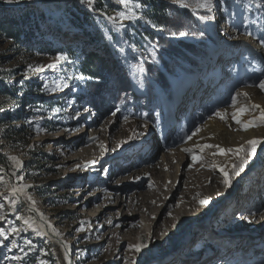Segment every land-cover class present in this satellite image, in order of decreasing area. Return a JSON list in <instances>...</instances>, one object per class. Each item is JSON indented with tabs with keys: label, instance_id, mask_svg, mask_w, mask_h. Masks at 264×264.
Wrapping results in <instances>:
<instances>
[{
	"label": "rangeland",
	"instance_id": "374dc122",
	"mask_svg": "<svg viewBox=\"0 0 264 264\" xmlns=\"http://www.w3.org/2000/svg\"><path fill=\"white\" fill-rule=\"evenodd\" d=\"M159 1L187 11L169 16L168 41L180 47L161 61L154 41L130 28L164 35L146 7H134L142 0H132L131 11L119 0H0V24L41 12L32 46L0 30V83L16 89L15 97L0 94V131L15 133L10 145L0 138L2 164L34 180L74 264H264V143L229 188L219 169L231 171L237 156L203 147L213 145L203 136L214 119L243 131L232 119L238 106L248 109L245 123L259 116L250 105L264 107V0H212V12L199 7L203 0H185L187 8ZM45 43L58 51H42ZM82 51L96 52L108 68L83 75ZM59 55L69 59L57 62ZM249 128L259 131L250 139L264 141V125ZM204 197L211 202L202 207ZM190 211L197 213L184 215ZM4 212L0 264H56L37 221L14 225ZM140 243L147 247L130 250Z\"/></svg>",
	"mask_w": 264,
	"mask_h": 264
},
{
	"label": "trees",
	"instance_id": "16d2710c",
	"mask_svg": "<svg viewBox=\"0 0 264 264\" xmlns=\"http://www.w3.org/2000/svg\"><path fill=\"white\" fill-rule=\"evenodd\" d=\"M143 5H146V13L145 17L151 21L152 25L156 27L158 30L162 32L163 37L159 36H154V33H152L151 30H149L146 27L142 26H136L132 25L130 28L134 34H136L139 37H146L150 41H154L155 46L152 48V52L155 54L157 60L161 61L162 57H165L167 54V50L171 49L172 47H180L178 45V41H168L169 35L166 34L168 31V28L166 26L171 27V23H169V16L172 14H175L176 12H186L184 9H180L179 11L176 10V8L167 2L159 1V0H142L141 2ZM228 10V9H227ZM40 11H36L34 13L29 14V11H24L21 15V18L18 21H5L4 23L0 24V30L3 32V34L11 39L14 40V43L16 44H23L25 46H32L38 41H29L30 36L33 34V27L36 25L35 21L37 19V14H40ZM180 14V13H176ZM191 17V16H190ZM192 18V17H191ZM192 22L195 23L194 31H199L201 32L202 30V25H196L195 19H191ZM85 22V21H84ZM80 29L82 34L88 35L87 30L85 31L83 27V23L80 25ZM173 35V33H171ZM154 36V37H153ZM210 37V35H207ZM23 40V41H22ZM168 41V42H167ZM193 41V40H192ZM41 43V42H40ZM166 43L170 44L167 48L164 46ZM139 47H142V45L139 43H136ZM68 47V44L66 45ZM56 48L58 51V46L55 45H48V43H45L42 45L41 50L44 52H50L51 54L56 52ZM83 54V59L80 65V70L83 75L85 76H91V77H96L97 74L100 72L99 69L101 70H106L109 65H107V61L103 59L99 54L93 51H82ZM0 94L2 95H8L15 97L16 94V89L13 87H6V85L0 83ZM17 98V97H16ZM24 100H28V98L23 97ZM10 115L9 114H4V119L8 118ZM19 118L17 115L14 116L13 120H18ZM1 121L3 119H0ZM0 121V122H1ZM14 136L15 133L14 131H11L8 133H5L4 130L2 129L0 131V138L5 142V144H12L14 142ZM4 163L3 159L0 156V164ZM3 166V164H2ZM5 167V166H4ZM6 173L9 175L10 179L12 180L13 183H15V171L11 170L8 167H5ZM36 192L40 194V190L37 187Z\"/></svg>",
	"mask_w": 264,
	"mask_h": 264
},
{
	"label": "snow or ice",
	"instance_id": "6c2138e0",
	"mask_svg": "<svg viewBox=\"0 0 264 264\" xmlns=\"http://www.w3.org/2000/svg\"><path fill=\"white\" fill-rule=\"evenodd\" d=\"M6 3H18L19 0H5ZM172 2L174 4L179 5L180 7H188V4L185 2V0H172ZM119 3L122 4L125 8H128L129 11L132 10V8L130 7V5L132 4V0H119ZM135 8H141V7H146V5H141L139 3H136L134 5ZM199 7H203L205 9H207L208 12H212L213 8H212V0H203L202 4H199ZM119 17L121 20H126V19H131L132 17L127 16L124 12H120ZM108 19H114L113 17H108ZM201 19H214V17H201ZM180 35H185V33H180ZM261 43H264V40L261 41ZM69 59V57L67 55H59L57 57H55V60L57 62L59 61H67ZM43 69L40 66H37L35 69H33V71L39 72L42 71ZM79 79H85V77L80 76L78 77ZM88 79H91V77H88ZM259 88L264 91V80H262L259 84ZM241 95V93H237V96ZM243 95L247 96V93H243ZM237 103L236 98H233V106H235ZM251 109H256L259 111V116L254 117L251 120H248L246 123L241 121L240 119V115L244 112H246L248 109L241 107L237 112H233L232 113V119L235 120L236 123L238 124H242L244 130H247L249 127H253V126H259V125H264V107H261L259 104H252L249 106ZM3 109H0V111H2ZM113 115H115V113H113ZM216 115L220 118V119H225L227 113L226 112H217ZM199 129H196V132H199ZM196 133H193V135H195ZM189 139H191V137H189ZM264 143V141L260 140V139H250L246 142V144L248 145L247 148H245L244 146L238 147V148H228V149H223L220 148L218 145H204L203 147H215L217 148L218 152L220 154H224L227 155L229 153H232L234 155L237 156L238 158V163H233L231 165V171L227 170L226 167H221L219 170L222 174V183L224 185L225 188H229L232 185V179L234 176H238L240 174V172H242L244 170L245 165L248 163V158L249 157H255L257 155V146ZM200 147V146H198ZM202 150V149H201ZM186 151L191 152L192 149H186ZM10 159L16 160L15 157H11ZM196 159V156L193 155V160ZM17 163H19V161H17ZM213 167H216V165H213ZM24 189L22 187L17 188V187H13L12 188V195L15 196L17 193H23ZM28 200H32L31 196L27 197ZM211 202V197H204L202 199L198 200V203L204 207L207 206L209 203ZM13 203H15V201H13ZM32 203L34 204L35 202L32 201ZM3 205H0V208H2ZM3 216H0V219H3ZM18 219H22V217H18ZM251 223V221H249ZM13 232H17L18 229L13 228L12 229ZM0 236H3L4 239H7V235L5 234V232L0 229ZM3 241H0V244H2ZM30 243V242H29ZM147 247V245L145 244H134V245H130L129 248L130 250H134L135 252H140L142 250V248ZM131 264H135V261H131Z\"/></svg>",
	"mask_w": 264,
	"mask_h": 264
},
{
	"label": "bare ground",
	"instance_id": "6f19581e",
	"mask_svg": "<svg viewBox=\"0 0 264 264\" xmlns=\"http://www.w3.org/2000/svg\"><path fill=\"white\" fill-rule=\"evenodd\" d=\"M243 105L244 104H240V106H238L237 110L240 109ZM257 133H259V131L255 130L253 128H248L247 130L235 132V131L227 129L225 126L219 124V122L216 119H214L212 122L209 123L208 128L206 129L203 138H207V142L211 141V142H213V145H218L220 148H223V149H226L227 146L237 148V147H241V146L247 147L248 145L246 144V142L248 140H250V138L255 136ZM204 145H205V143H204ZM225 158H226V155H225ZM17 161H19V158H16V160L14 161L15 166H18L20 163V161H19V163H17ZM1 172H0V174H1ZM25 179H26V177H25ZM28 184H31V183L28 182ZM161 185H163V184L161 183ZM31 186L34 187L33 184H31ZM8 191L9 190H5V191L0 190V194H4V193L6 194ZM193 192L190 195L194 194ZM30 203L33 204L32 202H30ZM46 209L48 210L50 208L46 207ZM196 213L197 212L190 211V212H185L184 215L185 216H195ZM5 214H4V216L10 215V214L5 215ZM48 220L50 221L49 218H48ZM17 222H19V221H17ZM36 223H37L36 228L38 230V237L43 238V239H47L55 250L54 253L56 255V264H74V262H75L74 260H72L70 258L68 259L69 242H67L64 238L61 237L62 231L54 225L56 223L53 222L52 224L50 223L48 225L45 222H40V221H37Z\"/></svg>",
	"mask_w": 264,
	"mask_h": 264
},
{
	"label": "water",
	"instance_id": "95a60500",
	"mask_svg": "<svg viewBox=\"0 0 264 264\" xmlns=\"http://www.w3.org/2000/svg\"><path fill=\"white\" fill-rule=\"evenodd\" d=\"M0 168H1V166H0Z\"/></svg>",
	"mask_w": 264,
	"mask_h": 264
}]
</instances>
